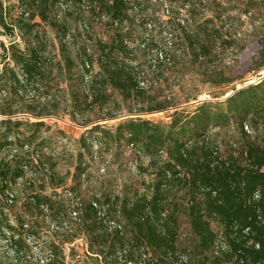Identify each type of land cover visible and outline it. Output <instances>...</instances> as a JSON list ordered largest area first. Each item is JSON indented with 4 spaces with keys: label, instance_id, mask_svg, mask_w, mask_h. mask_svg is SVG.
<instances>
[{
    "label": "trees",
    "instance_id": "16d2710c",
    "mask_svg": "<svg viewBox=\"0 0 264 264\" xmlns=\"http://www.w3.org/2000/svg\"><path fill=\"white\" fill-rule=\"evenodd\" d=\"M17 1L20 11L12 18L9 5L5 6L0 0V26L4 30L0 34L15 37L18 31L25 44L21 49L14 41L8 47L0 43L3 51L0 56L1 115H8L19 103L37 117L56 114L63 108L72 120L78 121L79 115L105 110L110 100L117 97L122 98V104L115 100L106 118L113 119L122 113L123 103H129L128 113L167 111L172 107L166 101H159L154 89H147L144 78L149 73L154 77L164 76L173 66V53L177 54L184 47L176 44L175 50L168 52L170 65L155 57L145 69L140 63L133 64L139 49L128 45L133 31L123 27L129 20L135 24L150 0ZM155 1L166 3V0ZM169 1L182 3L176 12L170 11L168 21L177 23L183 15L187 17L184 26L178 23L177 26L184 42L189 43L192 53L189 57L212 66L218 58L216 51L221 48L224 51L226 44L232 41L224 35L227 30L223 33L213 19L203 17L206 0ZM193 3H197V7ZM240 3L247 15L251 8L264 14V0ZM187 5L189 8L184 10ZM144 20L141 25L145 30L148 23L159 19ZM95 23L113 30L112 41L102 40ZM45 27L55 33L58 44L55 55L50 51L52 43ZM260 28L264 29V22ZM262 40L258 69L264 67V35ZM140 46L147 58L150 45ZM94 63L99 65L96 73ZM217 77L232 83L218 74L210 75V82ZM61 80L66 82V88L59 91L60 95L49 96L55 83L56 89H60ZM233 91L224 101L203 103L193 113L186 109L175 110L168 123L129 118L112 128L95 125L88 130L90 134L101 133L112 148L131 149L138 157L148 159V167L141 172L146 170L152 177L150 181H143L141 187L132 192L119 189L104 198L100 193L82 201L73 187L59 194L57 189L63 187L62 184L51 188L53 192L47 194V187L55 178L54 167L46 163L42 153L30 151L23 137L7 135L0 143V152L6 151L12 158L0 160V252L4 264H16L15 260L19 264L29 263L28 258L34 257V248L27 239L34 238L41 244L43 231L51 233L52 238L57 237L51 238L46 249L41 244V253L51 255V264H69L65 244H71L80 236L87 240L88 257L95 258L99 264H264V228L257 224L255 217L258 206L264 208V172L241 171L234 158L229 160L230 166L225 167L214 154V141L206 140L212 130L232 123H236L242 133L245 123L255 132L264 133V79ZM41 94H46L43 102ZM34 126L40 127L43 123ZM19 141L22 150L16 146ZM94 143L103 145L94 137L84 138L82 148L90 151ZM245 150L247 157L263 169L264 146L250 141L245 144ZM89 168L80 155L72 182L89 180ZM22 183L28 197L20 207L22 215H14L16 224L13 225L10 217L11 210L17 208L15 188ZM36 187L40 190H35ZM257 189L262 191V201L259 205L251 204L250 197ZM10 195L14 198L12 204L8 202ZM64 224L69 228L60 230ZM53 225L59 229L51 231ZM247 228H250L249 236L243 234ZM219 237L223 239L225 250L215 255ZM249 239L255 244L249 245ZM183 243L189 244L181 249L179 246ZM6 249L14 256L7 257Z\"/></svg>",
    "mask_w": 264,
    "mask_h": 264
},
{
    "label": "rangeland",
    "instance_id": "374dc122",
    "mask_svg": "<svg viewBox=\"0 0 264 264\" xmlns=\"http://www.w3.org/2000/svg\"><path fill=\"white\" fill-rule=\"evenodd\" d=\"M243 0H206V4L203 10L204 18L213 19L217 27L222 28L224 33L227 30L225 36L229 37L232 41L226 44L224 51L218 49V58L214 61L212 66H208L204 60L201 63H197L190 58V47L187 41L184 42V38L181 37L179 27L173 18L170 23L167 18V9L172 12H176L181 7V1L172 4L169 0H166L164 4H158L155 0H150L149 3H145L142 13L139 14V20L135 24L132 22H124V28L132 29V37L128 40V45L138 52V58L136 63H140L145 69L150 61H154L156 50L164 49V42L167 38L163 35L161 30V23L166 21L170 25L172 38L174 44L184 47L183 50L173 53V66L169 68L164 76L157 75L154 77L152 73H149L144 78V85L147 89H154L158 94L159 101H166L170 103V107L167 111L159 112H134L128 113L126 108L129 103H123L122 113L116 118H106L109 113L112 112L113 102H120L122 104V98H115L110 100V104L105 107V110L99 112H87L78 116V121L71 119L69 112L66 109L60 108L56 114L45 117H37L26 110L25 106L16 103L14 108L10 110L8 115L0 114V143L7 135L11 137L24 138V141L28 142L30 151H38L42 153V158L46 163L54 167L55 178L51 182V186L47 187V194H51L53 190L51 188L57 185H64L60 189H57V193L61 194L64 189L73 187L79 198L83 201L90 200L97 194L102 193L103 198L112 193L117 192L119 189H126L127 192H132L135 189H139L143 181H150L152 177L145 173L146 170L141 172L142 168L148 167V159L145 157H138L131 149L120 148L115 149L110 146V143L104 140L101 133H88L95 125H106L109 128L114 127L119 122L129 118H141L154 123H168L170 115L175 110L186 109L189 113L195 112L197 107L203 103H215L221 102L226 99L227 96L234 93V89H240L249 85L258 84L264 79V67L258 69L259 53L262 45V35H264V29H261V25L264 22V14H259L257 9L251 8L250 14H245V7L240 3ZM259 1V0H256ZM5 6L9 5L10 15L12 18L17 17L18 1L17 0H3ZM197 3H193L194 7ZM139 13V12H138ZM200 17V19H204ZM145 18L159 19L158 22L152 23L156 25L155 32L147 33L148 29L141 25ZM160 20H162L160 22ZM36 22H39L36 19ZM160 23V24H159ZM193 23V22H192ZM191 23V24H192ZM225 27V28H224ZM229 27V28H228ZM95 29L97 33L102 37L104 42L109 43L112 41L113 30L104 25H97L95 23ZM225 29V30H224ZM1 33L4 32L0 26ZM47 38L52 43L50 51L55 55L57 53V41L55 39V33L50 27H45ZM146 31V32H145ZM168 33V32H167ZM152 36L151 38H147ZM146 35V37H145ZM14 41L21 49H24L25 44L18 31L15 33V37H10L6 34H0V43H4L5 46H9ZM149 44L150 49L147 52L148 56L145 58V54L141 51L139 46L141 44ZM231 46V47H230ZM142 48V46H140ZM189 51V52H188ZM3 51L0 48V56ZM94 73L99 71V65L94 63ZM1 69V65H0ZM214 74L223 75L225 79L232 80V83H227L225 80L215 78L213 82H210L209 76ZM59 85V82L57 83ZM66 88V82L60 81V89H56V83L53 85V89L49 92V96L60 95L59 91ZM29 99L31 93L28 94ZM40 101H45L46 94H41ZM62 97V96H61ZM1 111V109H0ZM115 112V111H114ZM87 120H98L85 124ZM9 121V122H7ZM42 122L43 126L35 127L36 123ZM213 133L210 136V142L214 143L225 142L228 144L230 141L241 142V147L237 153H242L245 150V144L248 145L250 141H261L264 138L262 131L255 132L254 138L251 139L240 131L239 126L236 123L231 125L212 130ZM95 138L102 141L103 145L99 143L90 144L91 149L87 151L82 148V140L84 138ZM90 143V141H88ZM17 148L22 150L20 141L16 143ZM87 146V145H86ZM88 147V146H87ZM21 148V149H20ZM226 148V147H225ZM228 152L233 153L229 148ZM23 154V152H21ZM83 156V160L89 168L88 179L82 183L72 182V176L75 173V168L78 164L79 156ZM36 157V156H35ZM12 159L9 157L6 151L0 152V160ZM30 177V176H29ZM35 190H40L36 187ZM15 195L17 196V208L11 210V223L16 224V218L20 217L23 213L20 209L26 202L27 195L24 190L23 183L21 186L15 188ZM15 218V220H14ZM28 219V217L26 218ZM37 221V220H35ZM40 222V220H38ZM50 221L47 225L49 226ZM41 227L43 225L40 224ZM184 228L187 227L184 222ZM214 231L217 232L218 228L213 224ZM45 229V228H42ZM51 233L41 232L40 242L43 244V249L48 248L49 242L53 239H57L56 236L51 237ZM52 238V239H51ZM84 236H80L75 239L71 244H65V254L67 256V262L69 264H99L95 258L88 257L87 247ZM190 241V240H189ZM192 242V239H191ZM190 243V242H189ZM189 243L180 244V248L187 246ZM69 249L71 251H69ZM73 252L72 257L69 255ZM7 257H13V253L10 250H5ZM180 255H183L180 250ZM73 255L75 257H73ZM2 252H0V264H4L2 259ZM74 258V259H73Z\"/></svg>",
    "mask_w": 264,
    "mask_h": 264
},
{
    "label": "built area",
    "instance_id": "2783aa9c",
    "mask_svg": "<svg viewBox=\"0 0 264 264\" xmlns=\"http://www.w3.org/2000/svg\"><path fill=\"white\" fill-rule=\"evenodd\" d=\"M189 8V5L185 6L184 10H187ZM167 18H169L170 16V10L167 9ZM187 17L186 16H182L181 18H179L177 21L178 25L184 26L185 25V19ZM162 20H160L161 22ZM160 24V23H159ZM146 28L148 29L147 33H152L155 32V28L156 25L153 24L152 22L148 23L146 25ZM161 30H163V35H166L167 38L165 39L164 42V49L161 51H156V57L161 60L162 62H164L165 64H169L171 63V56H170V52L173 50H175L176 48V44H174L173 41V33H171V28L170 25H168V23H166V21H163V23H161ZM168 32V33H167ZM147 38H150V36L147 35ZM145 46V45H144ZM143 46V47H144ZM169 52V53H168ZM243 135H246L247 137L253 139L254 135H255V131L252 128V126L248 123H245L243 126ZM213 133H209L206 137L207 141H210V136ZM259 144L264 146V138L261 141H258ZM214 148H216V152H214L215 156L218 157V161L221 162L225 167H229L230 166V159L234 158L236 161H238L239 166L241 168V171H249V172H264V168L260 169V167L256 164L253 163L252 160H250L247 157V152L244 151L242 153H237V151L239 150V148L241 147V142L240 140L238 141H230L228 144H226L225 142H220L218 141L217 143L213 144ZM226 147V148H225ZM230 149L231 151H233V153H230L227 151V149ZM163 156L166 155V153L162 152L161 153ZM217 161L213 164L216 165ZM216 193H214L215 195ZM262 191L260 189H257L253 195L250 197L249 203L251 204H255V205H259V203L262 201ZM13 195H10L8 198V202L9 204L13 203ZM94 206L96 208H98L97 204H94ZM255 217H256V222L259 226L264 228V208H262L261 206H258V208L256 209L255 212ZM69 226L68 224H64L62 226V228L60 230H65L68 229ZM59 228H57L56 226H51V231L53 230H58ZM243 234L249 236L250 235V228H247L245 230H243ZM27 242L33 246L34 248V257L28 258L29 263L26 264H51V255H49L48 253H41V244L39 242H36L34 240V238L28 237ZM249 245H254V240L253 239H249L248 242ZM87 247V245H86ZM256 248H259V245L256 244ZM222 250H225V244L223 242V239L221 237H219V239L217 240V242L215 243V248H214V253L215 255H218ZM183 260L187 261V257L183 256ZM16 264L17 260H15Z\"/></svg>",
    "mask_w": 264,
    "mask_h": 264
},
{
    "label": "water",
    "instance_id": "95a60500",
    "mask_svg": "<svg viewBox=\"0 0 264 264\" xmlns=\"http://www.w3.org/2000/svg\"><path fill=\"white\" fill-rule=\"evenodd\" d=\"M240 89H242V88H240ZM240 89H237V91L240 90ZM233 94H234V93H233ZM231 95H232V94H231ZM231 95H229V96H231ZM226 98H228V96H227Z\"/></svg>",
    "mask_w": 264,
    "mask_h": 264
}]
</instances>
